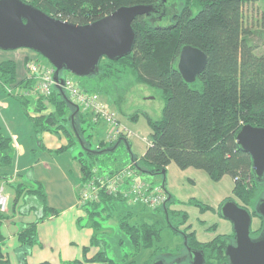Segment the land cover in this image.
Segmentation results:
<instances>
[{
	"label": "trees",
	"instance_id": "16d2710c",
	"mask_svg": "<svg viewBox=\"0 0 264 264\" xmlns=\"http://www.w3.org/2000/svg\"><path fill=\"white\" fill-rule=\"evenodd\" d=\"M21 1L54 19L77 26H88L121 8L160 7L171 0ZM179 1L183 6L180 13L173 17V24L169 27L152 24L159 13L136 18L132 25L136 34L132 53L118 62L102 60L98 67V75L80 78L79 85L85 92L98 94L103 99L101 95L103 90L101 93L98 92L94 89V84L103 85L115 72L114 66H120L136 83L155 90L164 100V109L159 120H152L146 115L151 130L150 146L139 159L136 169L141 177L164 178L161 188L167 196L165 204L155 211L143 207V211L148 210L152 214L162 216L165 226L160 220L143 218L132 222L131 214L123 217L119 221V229L133 244L134 255L141 250H151V257L143 264H154L156 261H163L164 264H191L188 252V249H191L204 255L205 264H229L225 253L226 246L234 244V235L202 243L197 241L195 234L179 231L180 226L186 223L187 217L170 210L175 200L166 192V176H163L162 172H166L171 164H175L183 171L188 169L203 171L215 183L224 177H230L234 182V197L243 204L241 207L251 212L252 218H258L262 223L260 231L254 235L251 232V238H257L262 233L264 223L256 213L255 207L264 199V178L257 181L253 172V160L249 154L240 150L236 139L237 134L245 126L264 129V51L259 53L260 46L253 42L258 34L246 26L243 13L246 4L257 3L260 0ZM194 9L198 10L196 15L193 14ZM262 41L264 44V40ZM186 46L202 51L208 61L205 71L194 84H187L178 71L180 53ZM0 83L4 87L9 85H16L19 88L31 87V83L27 81L18 82L16 64L12 61L0 64ZM65 96L55 89L52 96L47 98L49 106L53 109L49 115H43L47 108L40 105V102L44 104V98L40 97L36 109L42 116L32 121L38 134L48 132L59 135L61 132L66 135L67 147L58 153L66 151L77 141L81 143L84 150L81 156L88 157V161L79 158L82 172L80 184L88 182L95 169L99 170V174H114L125 167L126 165L104 170L100 166L106 165V162L101 157L115 152L121 145L130 147L129 139L105 145L92 131V118L88 114L80 110L72 118L76 108L68 95ZM108 103L110 107L112 104ZM83 124L87 129L83 128ZM87 132L88 138L85 135ZM92 140H96V146H100L99 150L91 151L89 147ZM11 149V140L0 134V166L9 167L12 164ZM131 158L138 160L132 155ZM7 183L13 185L7 187L8 184H0V191L7 199V208L11 200L9 194L13 197L11 202L14 204V210L27 208L28 195L36 198L41 206L40 217L34 222L20 226L19 229L16 258L18 264H28L33 248L42 247L38 239V225L46 221L49 214L57 217L59 212L47 207L46 194L41 186H38L37 190H29L23 184H16L12 180ZM119 202L121 201L101 195L100 204L87 203L80 209H83L88 219L93 221L94 218L104 215L98 211L99 209L113 210L115 204ZM6 211L0 212V264H12L10 254L5 250L6 239L2 233L3 223L9 218L4 215ZM18 212L20 214V211ZM178 220L179 223L176 225ZM78 225L82 228L80 221ZM89 226L96 230L99 223L94 222ZM164 229H170L182 237L183 252L179 253L176 250L169 253L157 247ZM185 238L187 247L184 245ZM91 248L99 249L91 259L87 257L90 248H84V259L69 264H138L131 257L125 258L123 263L114 262L108 257L105 244L98 240L97 235L92 237Z\"/></svg>",
	"mask_w": 264,
	"mask_h": 264
},
{
	"label": "rangeland",
	"instance_id": "374dc122",
	"mask_svg": "<svg viewBox=\"0 0 264 264\" xmlns=\"http://www.w3.org/2000/svg\"><path fill=\"white\" fill-rule=\"evenodd\" d=\"M182 4L183 3L179 0H171L167 2V4L164 3L159 9L166 8L167 14L157 16L156 21L152 24L159 27L171 26L173 24V17L180 13L183 6ZM197 12V9L193 10L194 15H196ZM162 13H164L163 10ZM243 13L246 26L251 31L258 34L253 42L260 46L259 53H261L264 51V44L262 41L264 40V0H260L257 3L246 4L243 8ZM0 54L1 56L7 57V59H11L12 62L18 61L16 68L19 67L20 74L24 70L27 59L39 58L40 61H44L42 60V57L36 55L34 52L23 49L10 52L0 50ZM113 70H115V72L112 73V77L107 79V81L101 86L94 84V89L100 93L103 90L101 93L103 99L107 103L109 102L112 104L110 107H113L119 112L118 116L122 126L131 131L134 136L128 140L131 154L127 151L126 146L121 145L115 152L101 157V159L106 162V165L99 166L104 170H108L109 168L116 169L119 166L127 165L130 162L131 155L136 159H141V157L144 156L149 147L147 142H150L151 135L146 115L152 120H159L164 109V100L155 90L150 89L148 86L136 83L133 77L130 76L123 67L114 66ZM61 77L75 78L78 82H81L80 78H77L66 71L61 73ZM9 90H11L12 93H10ZM18 90L19 87H16L15 85H9L7 91L4 89L5 100L7 101L6 103L9 104L8 109H3L0 106V121L2 122L4 129V117L8 119L10 124L13 123L16 128H20L23 125L24 120H26L24 116H27L28 118L31 116L34 119L42 116V114L37 113L36 109V107H38L37 102L39 98L33 94L26 97H19L17 95ZM23 101L27 104L25 105ZM43 102L44 104L40 102V105L43 107L46 106L47 108L43 115L51 114L53 109L49 106L48 100L44 99ZM131 117H137V119H132ZM29 121L33 125L32 119L29 118ZM26 122L27 123L25 124H27L29 130H31V123L28 121ZM83 128L87 129L85 124H83ZM34 130L36 134H38L36 127H34ZM85 135L87 138L89 137L88 132ZM58 137L67 142V137L64 133L61 134L60 132ZM41 141L45 146L53 145L50 140L44 138L41 139V136H36L35 133L32 132V139L29 142L34 146V150L39 147ZM90 143L91 146L89 148H91V151H96V140H92ZM82 152H84L83 147L77 141L67 152L62 154V158H64L65 161L62 162L63 166L60 165V167L65 169L66 173L72 174L75 179L78 177L76 182L77 187L80 184L79 157L86 160L88 159L86 156H81ZM55 159L57 160V157H55ZM165 178L166 192L173 195L175 200V203L171 205L170 210L175 211L178 214H184L187 217L186 223L180 226V231L193 233L196 235L197 241L209 243L218 238H222L226 233L233 230L232 224L230 225L228 222L224 221L219 215V208L226 200H234L239 206L243 205L233 195L234 182L230 177H224L220 182L215 183L203 171L195 169L183 171L173 164L167 168ZM163 179L162 176H143L145 182H149L155 187H162ZM20 210L25 212L24 209L17 208L14 210V204L10 201L8 202L7 212L4 215L10 218V215L15 214L16 217H18V211ZM98 211L103 212L104 215L100 218L96 217L97 219L94 218L93 221L88 219L85 212V216L82 213L83 229L90 230V224H93L94 222L99 223L96 230H91L93 235H97L98 240L105 244L109 258L116 263H123L125 258L131 257L138 264H143L151 257V250H141L140 253L134 255L133 244L119 229V221L123 217L131 214L133 216L132 222L148 218L151 220H160L162 225L165 226V221L162 216L152 214L148 210L144 212L143 207L140 204H129L123 201L116 203L113 210L102 211V209H99ZM9 218L7 220H9ZM223 222L227 223V228L223 227ZM178 223L179 220L176 221V225H178ZM261 228V221L258 218H253L251 226L252 235L257 231H260ZM182 244L183 240L180 235L175 234L170 229H164L161 233V240L157 244V247L162 250H167L169 253H174L176 250L181 253L183 252ZM67 259L66 256V260ZM65 264H69V261H65Z\"/></svg>",
	"mask_w": 264,
	"mask_h": 264
},
{
	"label": "water",
	"instance_id": "95a60500",
	"mask_svg": "<svg viewBox=\"0 0 264 264\" xmlns=\"http://www.w3.org/2000/svg\"><path fill=\"white\" fill-rule=\"evenodd\" d=\"M158 9L153 6L125 7L91 25L77 26L49 17L21 0H0V50L10 52L23 49L42 56L55 69L56 89L66 97L64 79L61 77L63 71L77 78H90L98 75L102 60L118 62L128 57L136 39L132 27L134 21L138 17L154 15ZM207 63L202 51L186 46L180 53L178 71L187 84H194L205 71ZM74 107L76 113L72 118L80 111L77 106ZM236 137L240 150L253 160L254 176L257 181H262L264 129L248 125ZM127 149L131 152L130 147ZM131 161L134 160L131 158ZM162 175L166 176V172H162ZM255 211L264 223V199L257 203ZM220 216L233 226L234 244H228L225 252L229 264H264V226L262 233L252 239L251 212L234 200L222 204ZM184 240L187 247L186 238ZM188 252L191 264H205L201 252L191 249ZM154 264L164 262L156 261Z\"/></svg>",
	"mask_w": 264,
	"mask_h": 264
},
{
	"label": "crops",
	"instance_id": "0c3cea01",
	"mask_svg": "<svg viewBox=\"0 0 264 264\" xmlns=\"http://www.w3.org/2000/svg\"><path fill=\"white\" fill-rule=\"evenodd\" d=\"M6 61H11V59H7V57L0 54V64ZM14 63L18 65V61ZM18 68V82L21 83L24 81L25 71L23 70L20 74ZM4 89L5 87L0 83V106L3 109H8L9 104L6 103ZM102 101L107 104L104 99ZM24 117L26 120H24L20 128H16L13 123L10 124L8 119L4 117V129L0 121V134L11 140L12 148V164L9 167L0 166V184H8L7 182L12 180L16 184H23L29 190H37L38 186H41L46 194L47 207L59 212L57 217H52L49 214V218L38 225V239L42 247L36 246L33 248L32 254L28 258V264H42L46 262L50 264H65V261H69V263L76 260L81 261L84 259V248H90L87 257L91 259L99 249L91 248L92 230L83 229V216L81 215L85 211L78 206V187L76 183L78 177L75 179L72 174L66 173L65 169L60 167L62 162L65 161L62 158V154L69 149L60 153L58 151L67 147L68 142L59 138V135H52L48 132L36 134L34 130L35 125H32L29 121V118L32 119L33 117ZM26 121L31 123V130L25 124L27 123ZM31 131L36 136H41V139L50 140L53 145L45 146L41 141L39 147L34 150V146L29 142L32 139ZM92 131L96 138L103 139L104 130L102 126H93ZM55 157H57L58 161ZM79 171L81 182V165L79 166ZM6 179L8 180L5 181ZM12 185L8 184L7 187ZM10 196V201H13L11 194ZM26 206L27 208H23L25 212L20 210L18 217L15 214L10 215L11 217L3 223L2 227V233L6 239L5 250L9 252L12 264H18L15 252L19 245L18 234L20 226L34 222L40 217L41 206L36 198L28 195ZM78 221H80L82 228H79ZM226 222L231 225L229 221ZM226 222H223L224 228H227ZM231 234H234L233 230L224 236L231 237Z\"/></svg>",
	"mask_w": 264,
	"mask_h": 264
},
{
	"label": "built area",
	"instance_id": "2783aa9c",
	"mask_svg": "<svg viewBox=\"0 0 264 264\" xmlns=\"http://www.w3.org/2000/svg\"><path fill=\"white\" fill-rule=\"evenodd\" d=\"M42 60L46 63L40 61L39 58L27 59L24 67V81L31 83V87L19 88L17 91L19 97L33 94L38 98L47 99L52 96L57 86L54 79L55 69L47 60L44 58ZM63 79V91L68 95L70 101L92 118L93 126L103 127L102 142L105 145H112L121 139H130L134 136L131 131L122 126L119 114L104 103L98 94L82 90L75 78ZM8 89L9 86L5 87L6 91ZM9 92L12 93L11 90ZM147 144L150 146V142ZM96 147L97 150L100 149L99 145ZM138 163L139 159L130 161L114 174H99V170L95 169L89 181L83 185L79 184L77 188L78 206L82 207L87 203L100 204L101 195H103L129 204H140L151 211L162 207L167 199L164 190L143 180L136 169ZM6 209L7 199L0 191V212H4Z\"/></svg>",
	"mask_w": 264,
	"mask_h": 264
},
{
	"label": "flooded vegetation",
	"instance_id": "af4514ba",
	"mask_svg": "<svg viewBox=\"0 0 264 264\" xmlns=\"http://www.w3.org/2000/svg\"><path fill=\"white\" fill-rule=\"evenodd\" d=\"M162 7H163V6H162ZM162 10L164 11V13H162ZM166 11H167L166 8H164V9H161V8H160V9L158 10V13H159V14H158L157 16H160V15H162V14H163V15H166V14H167ZM231 237H232V236H231Z\"/></svg>",
	"mask_w": 264,
	"mask_h": 264
},
{
	"label": "bare ground",
	"instance_id": "6f19581e",
	"mask_svg": "<svg viewBox=\"0 0 264 264\" xmlns=\"http://www.w3.org/2000/svg\"><path fill=\"white\" fill-rule=\"evenodd\" d=\"M8 95V94H7ZM41 99V98H40ZM39 102V101H38ZM32 119H34V118H32ZM36 121V120H35ZM40 121V120H39ZM42 121H43V119H42ZM56 123V122H55ZM37 125V124H36ZM42 129V128H41ZM58 129V128H57ZM52 132V131H51ZM189 203V202H188ZM8 209V208H7ZM7 212V211H6ZM180 231V230H179Z\"/></svg>",
	"mask_w": 264,
	"mask_h": 264
}]
</instances>
